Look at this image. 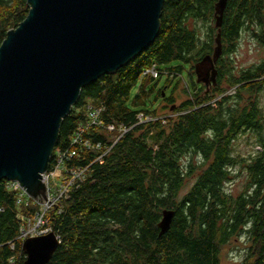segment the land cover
<instances>
[{
	"label": "trees",
	"instance_id": "trees-1",
	"mask_svg": "<svg viewBox=\"0 0 264 264\" xmlns=\"http://www.w3.org/2000/svg\"><path fill=\"white\" fill-rule=\"evenodd\" d=\"M218 1L165 0L154 43L83 87L55 150L70 146L89 103L103 107L104 125L85 135L100 149L84 147L67 161L88 171L46 215L60 241L47 264H226L223 247L236 236L248 245L243 260L231 264H264V57L247 68L233 62L243 31L264 48V0H227L220 28ZM28 12L27 0H0V45ZM218 33L217 83L208 87L198 82L196 65L213 54ZM154 64L156 78L144 74ZM185 73L187 97L177 105L179 81L169 95L165 88ZM163 102L174 109L161 113ZM141 113L152 120L140 121ZM244 134L258 147L248 155L235 147ZM235 167L246 174L237 196L225 186ZM39 209L32 199L18 204V192L0 180V264H23L19 215L34 218ZM164 209L175 215L160 235Z\"/></svg>",
	"mask_w": 264,
	"mask_h": 264
},
{
	"label": "water",
	"instance_id": "water-1",
	"mask_svg": "<svg viewBox=\"0 0 264 264\" xmlns=\"http://www.w3.org/2000/svg\"><path fill=\"white\" fill-rule=\"evenodd\" d=\"M165 0H27L29 12L0 45V180L16 181L35 201L48 198L47 171L63 119L83 87L115 73L149 48L161 29ZM227 0L216 5L221 27ZM196 65L198 82L217 83L222 54ZM175 215L164 209L160 235ZM54 231L23 240V264H47L59 246Z\"/></svg>",
	"mask_w": 264,
	"mask_h": 264
},
{
	"label": "built area",
	"instance_id": "built-area-1",
	"mask_svg": "<svg viewBox=\"0 0 264 264\" xmlns=\"http://www.w3.org/2000/svg\"><path fill=\"white\" fill-rule=\"evenodd\" d=\"M144 74H151L153 77H158L159 72L154 64L151 68L145 70ZM103 107L93 104H88L85 110V121L78 124L77 129L71 138V144L65 149H56L53 153L54 162L50 165L47 171V189L48 198L43 202L39 203L35 201L31 196L28 195L26 190L20 186L19 182L8 181L10 189L18 192V204L31 202V199L36 203L40 204V209L35 213L34 218L30 219L31 223H36L32 228L31 226L25 227L19 235V238L25 240L28 237L46 234L49 227L46 226V215L48 212L59 204L63 199L69 197V191L78 182L83 181L86 177L88 166L68 165L67 161L72 160L73 157L79 155V151L84 147L98 148L99 144H94L90 139L86 138L85 135L90 133V129L97 127L100 128L104 125L102 120ZM140 121L152 120V117L141 113L138 115ZM109 129H114V125H109ZM123 133L128 131V128L119 129ZM74 146V149L71 147ZM109 150V148L107 149ZM101 158V156L99 157ZM98 158V159H99ZM57 176L63 177V182L56 180ZM52 180V183H51ZM26 221V217L21 218ZM25 223H23L24 225ZM49 233V232H48Z\"/></svg>",
	"mask_w": 264,
	"mask_h": 264
},
{
	"label": "rangeland",
	"instance_id": "rangeland-1",
	"mask_svg": "<svg viewBox=\"0 0 264 264\" xmlns=\"http://www.w3.org/2000/svg\"><path fill=\"white\" fill-rule=\"evenodd\" d=\"M264 57V48L259 45V43L251 36V34L247 31H243L241 33V37L237 43L236 52L233 54L234 65L237 69L240 68H247L254 63H258ZM175 76V75H174ZM166 77L163 76L159 80V85L162 86L165 82ZM180 79V80H179ZM183 79H187V73L181 75H177L174 77L173 82L165 88L166 95H169L173 86L177 81V88L175 89V96H176V104L178 105L182 100L186 99L187 94L185 90L187 88L186 81ZM236 87H232L228 89V93L234 94ZM136 88L134 89V93ZM161 113H169L170 110L174 109V106H167L166 102L161 103L159 106ZM85 111L86 107L80 109ZM236 151L240 155H248L250 152L254 151V149L258 148L255 146V140L252 134H244L238 140H236ZM236 168V167H235ZM234 171V170H233ZM194 178H190L187 180L184 192L187 191L191 184L193 183ZM56 180L58 182H63V177L57 176ZM52 183V180H51ZM226 189L231 192L234 196L239 195L242 191H244L246 187V174L239 168H236L232 178L226 182ZM40 205V204H38ZM21 218L24 217L23 214L19 215ZM30 217H26V221H22V228L26 229L25 227L31 226V228L36 224L34 222L31 223ZM23 223H25L23 225ZM53 231L51 227H49L48 232ZM248 242L245 237L236 236L235 238L231 239L230 243L225 245L222 250V259L223 262L226 264L231 263H240L247 250Z\"/></svg>",
	"mask_w": 264,
	"mask_h": 264
},
{
	"label": "flooded vegetation",
	"instance_id": "flooded-vegetation-1",
	"mask_svg": "<svg viewBox=\"0 0 264 264\" xmlns=\"http://www.w3.org/2000/svg\"><path fill=\"white\" fill-rule=\"evenodd\" d=\"M210 86H212V85H209L208 87H210Z\"/></svg>",
	"mask_w": 264,
	"mask_h": 264
},
{
	"label": "bare ground",
	"instance_id": "bare-ground-1",
	"mask_svg": "<svg viewBox=\"0 0 264 264\" xmlns=\"http://www.w3.org/2000/svg\"><path fill=\"white\" fill-rule=\"evenodd\" d=\"M59 238V237H58Z\"/></svg>",
	"mask_w": 264,
	"mask_h": 264
}]
</instances>
